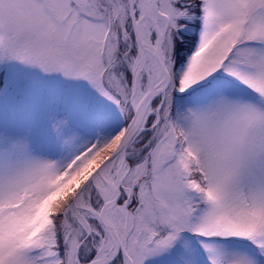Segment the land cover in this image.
<instances>
[{"label":"snow or ice","instance_id":"obj_1","mask_svg":"<svg viewBox=\"0 0 264 264\" xmlns=\"http://www.w3.org/2000/svg\"><path fill=\"white\" fill-rule=\"evenodd\" d=\"M0 264H264V0H0Z\"/></svg>","mask_w":264,"mask_h":264}]
</instances>
